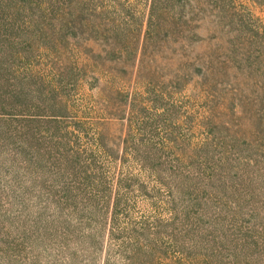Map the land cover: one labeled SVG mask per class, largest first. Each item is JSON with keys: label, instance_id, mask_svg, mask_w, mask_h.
<instances>
[{"label": "rangeland", "instance_id": "rangeland-1", "mask_svg": "<svg viewBox=\"0 0 264 264\" xmlns=\"http://www.w3.org/2000/svg\"><path fill=\"white\" fill-rule=\"evenodd\" d=\"M178 1L0 0V264H264V0Z\"/></svg>", "mask_w": 264, "mask_h": 264}, {"label": "trees", "instance_id": "trees-1", "mask_svg": "<svg viewBox=\"0 0 264 264\" xmlns=\"http://www.w3.org/2000/svg\"><path fill=\"white\" fill-rule=\"evenodd\" d=\"M219 1H222V0H219ZM197 3H198V0H180V1H178L179 6L181 7V11H180V13H177V16H173V17L176 18L177 20H180V22L185 23V25H189L190 21L193 20V17H195V15H197V7H196ZM222 6L227 8V4H226V6L225 5H222ZM229 15H230V13H229ZM228 17L230 19V16H228ZM154 19L155 18L153 17V20ZM240 21L243 22V19H241V20L239 19V22ZM146 25H147V29H150V28H153L156 24H154L151 21L148 22V20H147V24ZM262 36H263V39H264V35H262ZM230 43H231V46L234 45V43H232V42H230ZM263 43H264V41H263ZM235 46H236V43H235ZM263 46H264V44H263ZM248 55L249 54L245 53V59L248 58L247 57ZM252 62H253V59H251V63ZM251 63L249 62V58H248V61L245 64L247 66H250ZM262 64H264L263 57H262ZM262 75H263V78H262V88H263L262 89V108H263L264 107V103H263L264 102V98H263L264 97V69L262 70ZM262 112H263V109H262ZM262 112H261V114L263 115L264 112L263 113ZM95 144H97V143H95ZM91 156L92 157L89 156L88 159L87 158L85 159V165L90 166L92 164L93 167L96 166V165L100 167L101 166L100 160H98V157H95L96 154L93 153ZM100 174H101V177H103V176L107 177L105 175V173H103L102 170H100ZM126 178H130L131 179V177H129L128 175L126 176ZM90 180H91V182L93 181V179H90Z\"/></svg>", "mask_w": 264, "mask_h": 264}]
</instances>
